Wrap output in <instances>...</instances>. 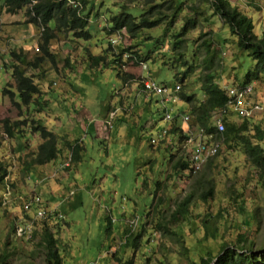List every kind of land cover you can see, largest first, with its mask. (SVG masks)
Masks as SVG:
<instances>
[{
  "label": "rangeland",
  "instance_id": "rangeland-1",
  "mask_svg": "<svg viewBox=\"0 0 264 264\" xmlns=\"http://www.w3.org/2000/svg\"><path fill=\"white\" fill-rule=\"evenodd\" d=\"M167 1L157 0L158 3ZM176 1L184 2L178 24L166 31V22L132 37L126 31L108 35L103 28L123 7L140 17L147 9L145 0H95L90 18L93 38L83 43L72 40L69 33L58 35L50 44L52 59L41 49V32L37 26L25 25L26 8L15 15L8 14L4 0H0V121L8 118L27 121L26 134L21 139L24 151L17 148L18 142L0 133L4 142L0 161L9 168L4 182L0 183V258L8 256L1 264H49L44 226L50 227L58 239L63 264H124L127 261L198 264L206 251L216 254L223 243L236 248L234 240L242 234L249 243H255L253 253L264 259V178L236 144L233 149L225 144L220 146L222 150L212 159V166L203 169L204 182L212 178L215 181L214 199L203 202L195 194L188 219L180 215L179 222L172 225L176 235L156 230L157 222L152 219L145 222L144 215L153 201L156 204L163 199L161 209L170 219L177 203L191 194L195 181L179 174L170 177L173 171L167 157L176 152L180 157L184 151L191 153L197 141L180 142L179 135L170 133L181 122L177 120L170 125L163 122V110H171L175 104L163 103L156 94L147 97L143 77L149 76L170 89L181 85L179 104L190 110L182 94L193 95L195 102L205 101L207 96L202 87L208 74L212 73L215 82L224 88L244 84L247 73L256 66L247 52L240 51L237 38L214 14L210 4L202 0ZM229 1L252 18L254 34L262 38L264 0ZM164 11L170 14L167 8ZM191 17L198 18L197 29L184 37L186 42L181 48L174 49L175 36ZM12 51L21 54L23 59L26 55L25 61L30 64L42 60L38 67L28 68L27 72L40 89L33 100L42 99L41 112L18 99L13 65L19 61L13 58ZM97 55L104 61L92 67L91 56ZM192 67L193 73L181 81L183 73ZM21 68L24 67L21 65ZM250 84L254 87L252 98L263 110L250 119V130L245 136L264 148V77ZM4 90L13 94L5 95ZM13 101L19 102V106ZM228 120L242 122L231 115ZM32 121L42 122L60 140V156L52 174L57 167L62 170L58 176L48 174L46 181L39 175L42 167L31 166L27 170V162H31L42 143L41 136L31 131ZM182 126L189 129L188 125ZM164 129L168 130L166 137L152 145L150 140L157 139ZM69 140L72 143L81 140L85 147L79 162H74L66 146ZM71 155L70 166L65 167ZM157 181L165 184L155 198ZM55 185L60 190L54 193V198L51 191ZM34 194L49 203L47 219L35 223L34 218H25L23 207V202L29 197L34 199ZM30 211L35 213L34 204ZM56 212L64 217L57 224L51 219ZM219 212L223 213L222 219L214 218ZM210 215L219 221L217 239L205 238L203 220ZM107 218L113 220L110 234ZM19 220L25 221L19 225ZM18 225H30L25 236H17ZM132 231L136 234L130 239L141 236L142 247L136 251L128 240Z\"/></svg>",
  "mask_w": 264,
  "mask_h": 264
},
{
  "label": "trees",
  "instance_id": "trees-1",
  "mask_svg": "<svg viewBox=\"0 0 264 264\" xmlns=\"http://www.w3.org/2000/svg\"><path fill=\"white\" fill-rule=\"evenodd\" d=\"M207 4H210L213 8L215 15L219 16L224 24L229 27L230 33L237 38V45L241 52H247L249 57H251L255 62L256 66L253 71H249L246 75V81L244 84H250L254 80H260L261 76L264 77V35L262 38H258L254 34L255 25L252 18L243 14L236 7H233L229 0H202ZM5 8L7 13L15 15L23 8H26L25 16V25L35 24L37 29L41 32V49L44 54L48 57H52L50 53V44L55 38L60 34H71L72 40L80 41L85 43L90 41L93 38V34L90 29V18L95 7V0H4ZM145 5L147 9L142 12L140 17L134 16L132 13L127 11L126 7H123L122 11L107 22V26L103 29L107 32L108 35L126 31V33L132 37L145 29H152L163 24H168L166 31L178 24V17L184 10V2L177 3L176 0H168L166 3H158L157 0H145ZM170 11V14L166 13L164 9ZM192 10H196L195 7H192ZM198 10V8H197ZM198 27V18L191 17L187 19L185 25L183 26L181 33L175 36L177 39L173 43L174 49H179L186 42L184 37L187 36L192 30L197 29ZM102 29V30H103ZM157 43V41H156ZM111 45V43H110ZM112 46V45H111ZM208 49L210 45H207ZM13 58L16 57L18 64L14 63L13 67V78L17 85V96L19 101L25 106H32L33 109L41 112L43 110L42 104L43 101H34L33 96L40 93V89L36 84L35 80L28 75V68L38 67L42 60H37L35 63L30 64L27 61V58L19 54L16 51L11 52ZM182 57V54H179V58ZM136 58V57H133ZM54 59V57H52ZM179 60V59H177ZM104 59L102 56H91V66L98 67L102 65ZM186 64V63H185ZM21 65L24 68H21ZM193 67L190 68L187 72L183 73L181 81H184L186 77L193 73ZM118 71V76H119ZM121 77V76H119ZM203 90L207 96L205 101L195 102V97L193 95L188 96L182 94V99L186 104L191 106L190 110L184 109L183 113H186V116H192L193 118V127L200 126L204 132V140L209 141V136L213 137L212 142H221V147L223 145H228L230 148H234L235 144L238 147H241L244 153L248 156L251 163L262 172V178H264V148L258 143L255 144L251 139L245 136V133L250 130V120L241 119V124L229 122V114L223 115V122L225 125V130L220 132L216 124L214 123L213 115L219 109H224L228 104V96L219 84L215 82V76L210 73L207 75L206 80L203 85ZM13 94L11 91L4 90V94ZM13 98V97H12ZM14 102V101H13ZM16 106H19V102H14ZM257 106L260 107L259 112L263 110V107L260 103L255 102ZM258 110H255V113H258ZM254 113V114H255ZM254 117V116H253ZM0 133H3L8 139L15 140L18 142L17 148L20 151H24L23 144L21 139H23L26 134V129L24 126L27 121H13L10 118L0 121ZM32 121L31 131L35 134H38L42 138V143L39 145L37 151L33 154V159L31 164L27 162V170L29 171L31 166H44L55 162L59 156L61 149L59 148V138L58 136L50 131L42 122L38 121L34 123ZM198 125V126H197ZM23 128V129H22ZM259 132V130L257 129ZM170 133L179 135L180 142L188 141L189 136L184 132L181 126L174 125V129ZM259 137V135H258ZM159 137L155 140H158ZM262 139V138H261ZM59 143V144H58ZM181 145L184 143H180ZM234 144V146H232ZM4 142L0 138V152L3 148ZM66 146L72 152L74 162H79L82 159L85 147L81 140H77L72 143L66 141ZM180 145L177 147L179 148ZM195 150V146L191 153L184 151L183 156H179V152L174 154H168V163H171V169L173 173L170 175L177 176L178 174L181 177L191 178L195 181L194 187L189 194L182 202L177 203L176 210L173 211L170 219H167V216L162 211V201L161 199L156 204H153L148 212L144 215L143 218L146 223L147 220L152 219L153 222H157L155 229L164 230V233H170L176 235L177 233L173 232V224L179 222L180 215L185 216L186 220L188 219L189 210L192 206L191 204L194 201V195L199 194L200 199L203 202H208L211 199H214L215 196V181L214 179H208L204 182L205 174L203 169L207 166L208 168L212 166V159L217 157L219 153L212 159H208L204 167L196 171L194 163H192V154ZM176 151V150H175ZM71 155V157H72ZM8 166L0 161V183L4 182L5 177L8 174ZM206 177H209L206 175ZM162 181L155 182V193L153 197H157L158 192L164 187ZM147 185V182H145ZM34 199L31 197L28 198L27 202H23V207L27 204H34L36 206L35 213H32L30 210H26L25 218L32 219L34 218V223L36 221L46 220V217H38L37 213L39 210L46 211L48 208L45 201L41 195H33ZM39 199V202L35 200ZM154 200V199H153ZM1 206V203H0ZM23 208V209H24ZM223 213L219 212L214 218L222 219ZM162 218V221L157 219ZM54 223L59 220H63L64 217L59 213H55V218H52ZM190 219V216H189ZM108 220V234L111 233L113 220L107 218ZM20 221V220H19ZM228 221V219H226ZM260 224V221H258ZM21 224V221L19 225ZM57 224V223H56ZM218 219H213V215L207 216L203 220V226L206 230L205 238H218L217 233L219 232ZM18 225V226H19ZM35 224L34 228L35 229ZM18 229V227H17ZM43 239L45 241L46 255L49 264H63L62 255H60L59 241L55 239L54 233L50 230V227H43ZM33 234V231H32ZM132 234H136L135 231H132L128 240L131 238ZM113 235V230H112ZM18 236V234H17ZM140 235L132 237L130 239V246L136 249L142 247V242H140ZM32 238V237H31ZM129 242V241H128ZM127 242V244H128ZM236 248L228 247L227 243L221 245L218 253H211L206 251L204 256H201L198 264H261L260 261L264 259L262 256L255 255L253 253L255 243L248 242L247 236L245 234L239 235L236 237L233 243ZM187 250V248H186ZM116 255V254H114ZM8 259V256H2L0 258V264L5 262ZM124 264H134L133 261H127ZM264 264V263H262Z\"/></svg>",
  "mask_w": 264,
  "mask_h": 264
},
{
  "label": "built area",
  "instance_id": "built-area-1",
  "mask_svg": "<svg viewBox=\"0 0 264 264\" xmlns=\"http://www.w3.org/2000/svg\"><path fill=\"white\" fill-rule=\"evenodd\" d=\"M143 87L144 91L148 94H156L162 98L163 103H177L179 102L178 93H180L182 86L177 85L175 89H170L167 86H162L157 84L151 77L147 76L143 80ZM225 90L229 97V102L226 108L221 109L214 113L213 121L218 127L220 132L225 130V125L223 122V115L224 114H233L237 118L241 119H251L254 116L255 110L260 109L259 106L256 105L255 101L252 100L254 95V88L252 85H245V86H231L225 87ZM164 118L165 121L170 122L173 119V112L172 109L169 110L168 108L164 109ZM191 117L184 116L185 122H190ZM189 134V142L197 141L195 144V150L192 156V163L196 168V171L201 170L208 159H212L215 157L219 151L221 142H212V136H209V141L204 140L203 132L204 130H197V132L193 131L190 127L188 129ZM211 139V140H210ZM158 140L152 139L153 143L158 142ZM71 163V159L65 163V167H69ZM39 202V199L35 200ZM31 205L27 204L25 206L26 210H30ZM47 212L43 210H39L37 216L42 218L46 217ZM30 225L26 227L18 226L17 234L18 237L25 236L29 231Z\"/></svg>",
  "mask_w": 264,
  "mask_h": 264
},
{
  "label": "clouds",
  "instance_id": "clouds-1",
  "mask_svg": "<svg viewBox=\"0 0 264 264\" xmlns=\"http://www.w3.org/2000/svg\"><path fill=\"white\" fill-rule=\"evenodd\" d=\"M5 7V6H4ZM6 9V8H5ZM4 11V10H3ZM9 14V13H8ZM25 21V20H24ZM113 42V44H115V41L113 40L112 41ZM39 50V49H38ZM144 78L145 77H143V80H144ZM143 80H142V84H143ZM245 85H252V84H239V85H225V87H231V86H245ZM253 86V85H252ZM225 87L223 88V90L226 92V90H225ZM144 88V87H143ZM254 88V87H253ZM182 90V89H181ZM181 92V91H180ZM144 93L147 95V97L148 96H150L151 94H148V93H146L145 91H144ZM226 94H227V92H226ZM178 95H179V93H178ZM227 96H228V94H227ZM228 99H229V97H228ZM161 100H162V98H161ZM252 100L254 101V99L252 98ZM158 102V101H157ZM229 102V101H228ZM179 102H177V103H175V106L172 108V112H173V119L170 121V122H167V121H165V118H164V115H163V122H166V123H169V125L172 123V122H176L177 120H179L180 122H181V124L179 125V126H181L182 127V129L184 130V132L189 136V132H188V130L187 129H184V127L182 126V125H188V127H190L194 132L196 131L197 132V130H203L200 126H198V127H193L192 126V124H193V118H192V116L190 115L189 117H191V120H190V122H185L184 121V116H186V114L185 113H180V114H176V112L178 111V110H176V105L178 104ZM228 105V104H227ZM220 110V109H219ZM163 111H165V110H163ZM233 116V117H236V116H234L233 114H229V116ZM254 117H252L251 119H253ZM181 119V120H180ZM238 119H241V118H238ZM250 120V119H249ZM168 134V130L167 129H164V131L162 132V133H160L159 134V141L160 140H163L165 137H166V135ZM151 141V144H152V139L150 140ZM158 143V142H157ZM153 145V144H152ZM71 159V161H72V157L70 156V158H69V160ZM65 165V164H64Z\"/></svg>",
  "mask_w": 264,
  "mask_h": 264
},
{
  "label": "crops",
  "instance_id": "crops-1",
  "mask_svg": "<svg viewBox=\"0 0 264 264\" xmlns=\"http://www.w3.org/2000/svg\"><path fill=\"white\" fill-rule=\"evenodd\" d=\"M179 104V103H178ZM184 107H181L180 106V104L179 105H177L176 106V110H178L177 112H176V114H180V113H183V111H184ZM186 114V113H185ZM181 120V119H180ZM70 141V140H69ZM51 164H52V166H51ZM54 165H55V162H52V163H50V164H46V165H44V166H40V167H42V169L41 170H39L40 171V177H42V179H44V181H46V179L47 178H49V176H48V174H52L53 173V168H54ZM49 166H51V167H49ZM43 167L45 168H48V170H44L43 169ZM52 168V169H51ZM51 169V170H50ZM61 168H59V167H57L56 169H55V173L54 174H52L51 175V177L52 176H58V175H60V172H61ZM50 177V178H51ZM56 186V185H55ZM60 190V188L59 187H57L56 186V188L53 190V191H51V196H53L54 198H55V194L54 193H56L57 191H59ZM72 193H74L73 191H72ZM49 204V203H48ZM25 221V220H24ZM24 221H21V223H24Z\"/></svg>",
  "mask_w": 264,
  "mask_h": 264
},
{
  "label": "bare ground",
  "instance_id": "bare-ground-1",
  "mask_svg": "<svg viewBox=\"0 0 264 264\" xmlns=\"http://www.w3.org/2000/svg\"><path fill=\"white\" fill-rule=\"evenodd\" d=\"M258 112H259V110H258ZM257 114V113H256ZM255 115V114H254Z\"/></svg>",
  "mask_w": 264,
  "mask_h": 264
}]
</instances>
